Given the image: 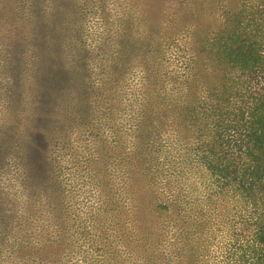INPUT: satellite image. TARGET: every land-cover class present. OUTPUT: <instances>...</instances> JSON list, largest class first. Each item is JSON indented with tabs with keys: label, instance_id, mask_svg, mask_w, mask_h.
I'll use <instances>...</instances> for the list:
<instances>
[{
	"label": "trees",
	"instance_id": "16d2710c",
	"mask_svg": "<svg viewBox=\"0 0 264 264\" xmlns=\"http://www.w3.org/2000/svg\"><path fill=\"white\" fill-rule=\"evenodd\" d=\"M107 14V57L81 84L108 121L121 111V179L99 192L110 230L89 233L90 264H264V0H121L116 21ZM39 40L43 99L59 100L50 81L83 62L49 57ZM36 123L45 133L0 129V176L13 144L22 166L0 182V264H65L73 242L52 180L61 124ZM38 199L43 227L29 211Z\"/></svg>",
	"mask_w": 264,
	"mask_h": 264
},
{
	"label": "rangeland",
	"instance_id": "374dc122",
	"mask_svg": "<svg viewBox=\"0 0 264 264\" xmlns=\"http://www.w3.org/2000/svg\"><path fill=\"white\" fill-rule=\"evenodd\" d=\"M59 1L64 0H0V129L14 127L17 138L24 130L33 133L38 129L45 133V127L36 123L40 119L55 128L61 124L53 137L52 180L60 201L58 217L69 224L73 237L69 252L61 261L90 264L94 263L95 256L91 259L88 256L93 255L94 248L100 244L92 240L95 238L88 236L89 233L95 229H105L108 233L110 230L102 223L104 206L98 203L99 192L106 182L117 190L121 179V111L112 113V120L108 121L105 105L81 84V74L90 73L93 63L107 57L100 50L104 42L109 41L106 11L116 21L121 14V0H75L77 4L72 0L71 7ZM74 6L79 10L78 15ZM41 13L46 15V26L40 24ZM32 38L36 44L41 43L39 38L42 40L49 57H62L66 64L75 58L83 62L79 72L71 71L62 81H50L51 93L56 95L61 91L59 100L43 99L45 89L42 88L48 87L42 81V74L47 70L43 67L46 59L41 57L42 52L32 55L33 48L39 45L31 44ZM22 44L27 45L26 51H17ZM24 53L22 62L16 55ZM91 73L96 78L92 70ZM77 76L80 84L75 79ZM19 152L14 144L7 148L6 164L0 176L2 187H8L14 182L13 177L19 175L17 170L22 168L18 164ZM10 204L11 208L13 204ZM38 204L39 199L29 211L34 217L39 212V223L43 227L49 213L42 211V207L39 209ZM115 241L119 246L121 240Z\"/></svg>",
	"mask_w": 264,
	"mask_h": 264
}]
</instances>
